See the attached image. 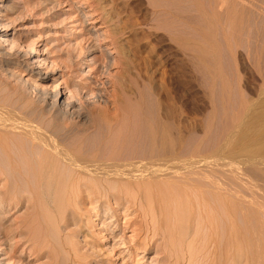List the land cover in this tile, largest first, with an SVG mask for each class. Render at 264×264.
I'll return each instance as SVG.
<instances>
[{
	"label": "bare ground",
	"instance_id": "1",
	"mask_svg": "<svg viewBox=\"0 0 264 264\" xmlns=\"http://www.w3.org/2000/svg\"><path fill=\"white\" fill-rule=\"evenodd\" d=\"M67 1V4L70 3L71 5V3H73V0ZM112 1L113 0H76L74 2V4L80 3L75 9L77 12L76 15L78 16L77 21H79L81 25L87 27V29H85V34L91 33L90 36L93 37L91 40H86L84 42L89 43L87 47L80 46V48H78L77 52L79 54H77L80 55L82 50V54H85V56H87V54L91 55L96 51L100 52L98 57H93V59L95 58L94 60H89L91 63L86 62L90 71H88V75H85V77L79 72L77 67L74 69L75 73L73 76L75 79H78L76 84H78V90L80 91L77 92L78 94L75 91L77 96H79L78 98L73 95L70 96L80 101L81 107H76L74 101H71V103L68 101L67 103H65L66 101L64 103L60 102L62 93L60 88L56 89L58 83L51 92H46L42 89L38 92L39 95L44 96L50 101L49 108L47 109L36 111L34 107L29 110H25V107L23 110L21 109L22 107L14 106L12 100H10L11 103L7 100L8 104L6 105L4 101L0 102V147L3 148L4 151L2 152L1 150V153L4 154L3 160L0 161V209L3 208L4 211L0 212L1 215H3V213H8L11 209H15L24 203L26 206H24L26 211L23 218L19 219L12 228L3 227L1 229L0 239L3 237L14 238V236H18L19 239L13 242L11 248L12 252L14 253L16 250H20L21 253L27 252V254L33 258V254L37 253L40 247L42 248L48 245L46 233L44 235V232L41 231L42 234H38L37 229L34 228L35 225L39 224V219L37 217L43 210L47 209L51 213H54L56 215L55 217L59 218L60 222L63 221L66 223L72 219L74 221L72 224L78 226V221L74 220L76 218L73 216L72 218L70 215H75V210L78 211V206L79 208L82 206V202L84 201L83 196L92 198V201L102 196L105 198L104 200L107 201L108 198L106 199V197L108 195V197H111L116 202L121 201L122 204L130 205L128 207L125 206L128 209L131 206H134V208L136 207L134 211L141 217V220L137 221V229H132V238H138V241L136 239L133 241L142 244V246L137 249L139 250L138 252H144L145 246L148 245L147 238L150 233L152 236H160L164 241L165 239L166 241L170 239L173 241V239L177 240V238H181V241L183 240L186 242V246H184V248L181 246L183 250L181 247L179 248L180 244L176 246L178 249H181L180 252L183 251V256L182 253L181 257L177 255V253H179L177 252L178 249L176 250L177 253L173 251L176 246H173V243L171 244L170 242L168 243V245L170 244L169 247L172 246V248H174H167L169 251H166L172 255L169 256V258L172 257L171 259L174 264H180V262L183 263L185 261H188V264H192V262L195 264L196 261L194 262V258L192 257L194 250L191 244L198 238L197 235L199 230L192 231L193 227L191 228L190 226L191 224L196 226L202 224L209 236L206 241L210 238L209 244L206 247L208 253L207 257H217V255L222 254V252H220L221 249L220 251L217 250L218 245H216V242H218V244L221 242H219L217 237H219V234L220 236L222 234L224 235L222 238L225 237V241L223 242H226L225 244L223 243L224 251L231 254L233 259L231 260L234 261L235 264H243V259L245 262L248 260L250 264H264V209L256 207V205L240 203L238 199L240 197L237 198L236 196L239 193L237 188H240L238 185L241 179L238 178V183H236L237 180H235V183L232 182V180L234 181L235 179L233 174H235V172L237 173L235 170L236 166L233 165V168L235 167L233 169L234 173L226 172L227 175H225V171L228 170L229 167H232L230 165L228 166V164H232L233 162H225L223 158L225 157V160L228 159V157L231 160L234 158L233 161L235 162V157H244V161H247L248 164H255L256 172L258 171V169H256V164L260 165V167L261 165L264 166V96L261 97V95H264V89H262V84L260 86L262 90L259 88L260 92L259 94L257 93V98L254 100L248 99L249 101H245L246 99H244L243 102L244 96L240 95L242 92L240 93L241 89L239 86V90L235 91L237 89L235 88L237 81L233 83L234 80L231 79L233 87L235 88L234 92L231 90L233 94L226 91L227 89H231L230 85L232 84H230V78L227 77L226 79L224 77L226 74L221 72V65L219 67V63L218 65L216 63V61L220 62L218 61V54H216L218 52L213 49L216 53L212 54L210 52L211 48L207 50L204 48H196V46L195 48H188V46L187 48H183L188 51L187 54L190 52L192 54L190 55L191 59L188 64L184 62L187 66L179 64L174 61L175 59H173L174 62L171 61V70L168 76L170 81H167L165 73L159 70L161 68L160 59L157 56H153L154 59L149 61L148 59L150 58L147 59L149 55L147 53V57L143 55L144 48H141V38L136 36V32L134 33L133 24L136 26L135 22L128 27L129 25L126 23L128 20L127 16L125 21L119 18V13H117L116 16L112 14L113 12L111 9H113V7H110L113 6ZM161 1L159 2L161 5H163L164 1L166 2V6L165 4L163 5L166 8L159 7L158 9V7H156V5L159 6L158 3L154 4L156 9H158H155L156 12L154 13H156L159 19L162 18L161 20H163V22H168L171 41L175 42L177 41L178 33H180L178 32L179 24L183 23L189 25V23H191L194 25V23L191 22L192 19L189 16L180 15L179 2H181V0ZM184 1L191 2L192 4V2H196L197 0ZM215 1L217 0H213L214 3ZM219 2L224 3L226 1L219 0ZM229 2L232 7L236 5L235 0ZM158 13H160V15ZM161 13L165 16L164 18H160ZM98 21L104 24V31H93L94 26H87ZM181 42L183 44V41ZM210 53L212 54L211 57ZM215 57L217 58L216 61ZM262 64L264 63H261V65ZM73 65L74 64H72L71 67H73ZM188 65L189 74L187 75L186 73V75L189 76L191 85L197 82V85L202 89L200 92H203V95L210 101L209 103L214 101L213 104H215L216 100H213V96L215 95L216 97L218 94L220 95V100H217L218 102L215 105H209L210 107H208L210 110L208 109V114L204 113L206 116L204 115V119L202 117V122L204 120V132L209 129L211 122L215 123H213L214 127L210 128L211 132L214 128L219 130L215 132L216 134H214V132L209 134L213 136V138L211 137L212 140L210 136L207 137L206 134H201L202 138L196 142V139L200 136V131L203 133L201 129L200 131L198 130L199 133L196 132L199 134H197V137L195 135L196 133H194V142L192 140L194 135H192L191 132L193 130L190 131L187 129V131L183 133L177 125L174 126V121L178 123V118H181L180 116L183 115H181L183 111L181 110V112L173 103L175 96L173 86L177 88L178 86H183L182 82H186V79L184 78V81L182 78L184 76L182 75H185V71H183L185 69L183 68L188 67ZM254 65L256 66V64ZM259 67L260 66H258V68ZM27 69L28 72L35 75L39 80H44L46 78L47 73L36 70L34 65L29 68L27 67ZM262 70L264 72V68ZM198 71L200 75L197 73L195 74V72ZM65 74L69 75V72L67 71ZM261 76L264 77V73ZM227 80L230 82H228L230 85L227 83ZM263 80L262 78V83ZM187 83L188 81L185 84ZM190 83L187 85L190 86ZM215 83H219V90L218 86L215 87ZM35 87L36 86L33 85V88ZM215 89H217L218 92H215ZM226 92L231 95V97L229 95L230 98H227L228 101H226V96H228ZM235 92L236 96L239 95V97L242 96V98L238 97V101L240 102L239 105H235L236 108L230 103L229 109L233 107L235 110L237 109L236 112L232 109V113L230 110L228 111V106L229 99L232 101V96H234L237 101L238 98L234 95ZM70 93L72 94V92ZM81 93H83L84 96H91V103L88 102L90 100L89 97L88 99H83V97L80 96ZM104 97L106 101L100 102V99ZM94 98L95 100H93ZM236 101L234 100V103ZM225 102L227 107H225ZM67 112L68 114H73L79 122L75 123L76 119L75 121L72 120L74 121L73 123L67 121L64 116ZM218 113L223 118L229 116V119L225 120L227 123L224 121V124H222L223 126L225 125L224 127H227L228 130L223 128V126L221 129V125L219 127L221 130L225 129L223 130L225 132H221L222 135L223 133L225 135L227 132L226 136L223 135L224 137L220 136V133H217L221 130L215 127L216 121L218 122L220 118L219 116V118L216 117ZM48 114H50V119L48 121H43V118ZM184 115L182 117H184ZM68 116L71 117V115ZM215 117L218 119L212 121ZM183 122L182 120L181 123ZM183 128L184 127H182V129ZM184 130L186 129L184 128ZM213 134L215 136L217 135L216 137L218 138L214 137ZM11 135H15L21 142H23V139L26 140L30 148L38 149V151L34 149V152L37 154L34 162L30 160V157L33 156L32 149L29 150L28 148L24 150L21 146H17L14 148L13 152L8 150L9 148L7 147H9L10 143L7 144V140ZM203 136H205L207 140L210 138L212 142L207 143V140L202 141ZM220 137L222 138L220 139ZM214 138L218 140H214ZM200 141H202L201 144H204V146L210 144V146L208 145L209 148H207L215 151H206L204 147L205 150H202V153L205 151L207 155L202 154L203 156L198 157L199 154L197 156L195 153L199 151L198 147ZM214 141H217V143ZM213 144L214 146H212ZM186 146H188L189 150L187 152H190V154L188 153L187 155L189 156L186 155V158H182L181 155L183 154L181 153L187 150ZM13 147H15V145ZM12 149L13 148H10V150ZM217 153H219L218 157L220 160L214 157ZM221 153H223V156ZM220 155L222 158H220ZM217 160L223 162L221 164L218 161L220 166H224L225 163H228L226 164L228 169H223L222 167V172H220V168L218 167L217 171H215V173L217 172L218 174L213 175L212 171L215 166L212 168L211 165L213 163H211L210 168L213 169L211 170L212 177L210 173H207V177L204 174L205 176L202 178L200 169H198L199 172L198 170L196 171L198 175H201V179L196 175V171V173H193L195 169L191 168L192 166L199 165L204 168L208 166L209 168V165H204ZM240 160L241 158H239V163ZM218 163L214 162L215 165ZM250 166L254 167V165ZM198 167H196V169ZM184 168L185 170L188 169V173L189 175L191 174V176L186 174L187 180H185L186 178H182L185 182L176 184L175 180H171L170 177L171 175H176V173H178L176 172L177 170H184ZM189 168H191V170L193 169L191 172L194 174L195 179L192 177L193 174L189 172ZM239 169H241V166ZM255 170H253L252 173H254ZM228 171H230V169ZM183 172L187 173V170ZM207 172L209 171L207 170ZM184 173L182 174L180 171L178 174L180 176L181 174L185 176ZM238 173H240V170ZM256 174L257 180L260 175H263L259 177V179H263L264 181V172ZM168 177L170 180L164 179ZM224 177L225 182L231 177L233 186L234 184L235 187L238 186L236 189L231 187L235 192H232L231 189H229L230 192L228 191V188H226L228 184L224 182ZM180 178L177 176L176 181ZM88 179L93 180V182ZM172 179H174V176ZM84 180L90 182H84ZM261 183L264 184L263 182ZM242 184L241 186L243 187ZM259 186L261 185H258L257 188ZM228 187L230 188V186ZM203 191L205 194L209 192V194L207 193L209 197H206ZM197 192H199V194H196ZM232 193L236 195L234 196ZM229 194H231L232 198ZM252 194L256 195L255 191ZM228 196L230 197L229 199ZM41 198V202H43V198L48 199V201L44 199L46 204L36 203L37 200H41ZM180 198H186L187 200L184 199L186 204H184ZM212 202L214 204H212ZM41 205H44L46 208L42 210ZM217 207L221 208L219 217L211 214L213 210L215 211L214 208ZM67 212H69V215H66ZM186 212L189 217L187 216L183 219L184 215L186 216ZM149 216H156L157 219L149 222V220L145 219ZM213 216L218 219L213 218ZM142 234L145 235L142 236L143 238L141 237V240L140 235ZM74 236L75 233L71 232L68 234V237L66 236V238L61 239V246L68 255L66 260L68 264H82L86 262L85 259L89 256L85 254L80 256L77 254L78 251L76 252L71 239ZM139 240L141 241L139 242ZM174 242L176 241L174 240ZM206 244H203L204 248ZM163 246L165 245L163 244ZM198 250L200 249L198 248ZM195 252L198 251L195 250ZM216 252L220 253L218 254ZM207 253L203 255H207ZM228 253L226 255H228ZM228 256L227 258H229ZM199 260H201V257ZM200 264L202 263L200 262Z\"/></svg>",
	"mask_w": 264,
	"mask_h": 264
},
{
	"label": "rangeland",
	"instance_id": "2",
	"mask_svg": "<svg viewBox=\"0 0 264 264\" xmlns=\"http://www.w3.org/2000/svg\"><path fill=\"white\" fill-rule=\"evenodd\" d=\"M66 1L67 0H0V102L4 101V104L6 105L8 104V101L11 103L10 100H12V103L14 106H19L20 108L22 107L21 109L23 110L25 109V107H26L25 110H29L32 107H34L36 111H39L41 109H47L49 108L50 101L47 100L44 96L39 95L38 92H40V89L46 92H51L53 91V89H55V85L58 83V86L56 87V89L60 88L61 93H62L60 102L64 103L66 101L65 103H67L68 101L69 103H71V101L72 102L74 101V104L76 105V107H81L80 101H78L77 99L76 100L73 99V96L77 98L79 97L77 96L78 94L77 92L80 91L78 90V84H76L78 79L77 78L75 79V77L73 76L75 73L74 69L77 67L79 69V72H81L85 77V75H88V71H90L88 69L89 67H87L86 62L91 63V61L89 60L93 59V57H98L100 52L96 51L92 53L91 55L87 54V56H85V54L84 55L82 54L83 52L82 50L80 55H78L79 54L77 52L78 48H80V46L87 47V44L89 43L88 42L84 43V42L86 40H91L93 37L90 36L91 33L85 34V31H86L85 29H87V27L85 25H81L79 21H77L78 16L76 15L77 12L75 11V9L78 5H80V3L74 4L76 0H73V3H71L70 5V3L67 4ZM160 1L159 0H116V1L113 0L112 1L113 6H110V7H113V9H111L113 13L111 12V10L110 12L114 16H116V14L119 13L118 15L121 20H125L127 16L128 20L127 21L125 20V21L129 25L128 27H130V24H133L135 22L136 26H134L133 24L134 33L136 32V36L141 38V48H144L143 55L145 57L149 55V57H147V59L150 58L148 59L149 61L151 59L153 60L154 57L156 56L160 59L161 68L159 67L160 68L159 70L165 73V75L167 76V81H170V79H168L169 78L168 76H169V71L171 70L170 64L172 63L171 61H173V59H175L174 61L178 62L179 64L185 65V66H187L189 60L191 59V56H190L192 55L191 52L189 51L190 53L187 54L188 51H186L183 48H187V46L188 48H195L196 46V48H204L207 50L211 48L210 52L212 54L218 52L216 54H218V61L220 62L216 61L217 59L216 57H215V61L217 65L219 63V67L221 65L220 69L223 70V71L221 70V72H223L226 75H224L223 73L222 74L224 75L226 79L227 77L230 78L229 81L231 83L228 80H227V83L229 82L230 84H232L231 79L234 80L233 83L237 81V83L235 84L236 85L235 88L237 89L235 91L239 90L238 89V86H239V88L241 89L240 93L241 92L243 93V94L241 93L240 95L244 96L243 102H244V99H246L245 101H247L248 99L254 100L255 98L258 97L260 90L264 89V80H263V83L261 82L262 78L264 79V77L261 76L264 73L262 70L264 68V64L261 65V63H264V0H235L236 5H233V7L229 1H234V0H225L226 2L224 3H220L219 0H217L215 1V3L217 4L219 3L218 6L217 4L213 2V0H197L196 1L197 5L195 1H194L195 2V5H194V2H192L191 4V2L181 0V2H179L180 3L179 4L180 15L187 16V17L189 16L192 19L191 22L194 23V25L191 23H189V25L180 23L178 27L179 28L178 32L180 33H178L177 41L175 42L171 41V37H170L171 35H170V29H169L168 22L165 23L163 22V20H161L162 19L161 17L164 18L165 16L161 13V16H160L161 19H159L156 13H154L156 12V10L159 9V7L166 8L163 6L164 4L166 6V2L164 1L163 5H161L159 3ZM157 3L159 5V6L156 5L158 9H156L154 5ZM158 14L160 15V13ZM103 25L104 24L101 23V21H98V22H95L87 26L89 27L94 26L93 31L98 30L97 32H100L102 30L104 31L105 29L104 28L105 26ZM181 41H183V44ZM213 49L216 52H214ZM211 53H210V57L212 56ZM257 61L261 63L259 64ZM184 62H186L187 64ZM72 64H74L73 67H71ZM254 64H256V66ZM33 65L36 67V70H40L41 72L47 73L46 78L44 80H39V78H36L35 75L27 71L28 70L27 67L29 68ZM258 66L260 67L258 68ZM186 68H183L185 69L183 71H185L184 72L185 75L186 73L188 75L189 65ZM67 71L69 72V75L65 74ZM196 73L200 75L199 71L195 72V74ZM185 75H182L184 76L182 78L183 79L185 78L186 82L188 81L187 84H189L190 83L189 76L186 75L185 77ZM185 83L182 82L184 87L181 85V86H178L177 88L175 86L174 88L173 86L174 95H175L173 99V103L175 106H177L176 108H178L180 111L181 110L183 111V112L181 111L182 112L181 115L185 114L184 117H182L183 116L182 115L180 116L181 118H178L179 119L178 123L174 121V126L177 125V127L181 129L180 131L183 133L187 131V129L190 131L193 130L191 132H192V135H194V133L196 132L199 133L201 129L203 130L204 120L202 122V117L203 119L205 118L204 115L208 114L209 112L208 109L214 103V101L212 102L211 100L212 103H209L210 101L203 95V92H200L202 91V89L197 85L198 84L197 82H195L196 84L193 83L194 85L193 84L191 85L190 83V86ZM218 84L215 83V87L218 86V90H219ZM261 84H262V89L260 87ZM33 85H35L36 87L33 88ZM230 87L231 89L229 90L227 89L226 91L231 92V90H233L234 92L235 88L233 87V84L230 85ZM75 91L77 94L75 93ZM70 92H72V94ZM215 92H218L217 89H215ZM226 94L228 93L226 92ZM231 94L233 93L231 92ZM70 95H73L72 98ZM229 95L230 94L226 96V101H228L227 98L229 97ZM234 95L236 96V92ZM237 95H238V92H237ZM80 96H82L83 99L84 98L88 99L89 97L90 100L88 102L91 103L92 101L91 96H84L83 93H81ZM219 96H220L219 94L216 97L215 95L213 96V100L214 99L216 100L215 104L218 102L217 100H220ZM263 96L264 95H261V97ZM236 97L238 98L239 95ZM239 98H242V96H240ZM239 98L237 99V101L234 96H232L231 98L232 101H230L229 99L228 111L230 110V112H232V109L233 111L235 110L236 106L239 105V102H240L238 101ZM233 99L237 102V103L235 102L236 104L234 103ZM93 100H95V98ZM101 101L105 102L106 98L105 97L101 98L100 102ZM230 103L231 105H234L235 108L232 106L233 108L231 107L232 109H229ZM225 107H227L226 102H225ZM68 115H71V117ZM64 116L67 121L72 122V123L76 119V117L73 114H70V113L68 114V112L65 113ZM216 117H218L219 119ZM216 117L212 121H215V119L216 120L218 119V122L220 124L216 121L215 127L219 128L221 125V129H222V126H223L222 124H224L225 120L229 119V116H226L225 118H223L218 113ZM49 119H50V114L46 115L43 118V121H48ZM182 120L184 121L183 123H181ZM77 122L79 121L76 119L75 123ZM213 123L214 122H211V126ZM225 123H227V121H225ZM214 124L212 127L210 126L206 132H204V130H203V133L200 131V136L199 138L196 139L197 140L196 142H198V140L202 138L201 134L203 135L206 134L207 137L210 136L209 135L210 133L214 132V134H216L215 132L219 131L218 129L214 128L212 129L213 130L212 132L210 129L214 127ZM181 126L184 127L186 130H184V128L182 129ZM224 126L223 128L227 129V127H224ZM223 130H221L220 132H217L218 134L220 133V136L222 137L227 135V132L225 133V135L223 133L224 136L221 134ZM198 133L195 134L196 137ZM195 135L192 138L194 142H195ZM216 136L214 135V137ZM211 137L213 138L212 135L210 136V138ZM222 137H220V139ZM210 138L209 140H207V138L205 139V136H203L202 141L207 140L206 141L207 143L212 142L211 141L212 138L211 140ZM216 138H214V140H218ZM202 141H200L199 143V147H198L199 151H197L198 153H195V155L197 156L199 154L198 157L203 156L205 154L207 155L205 151H204L205 153L204 152L202 153V150H205V149L206 151L212 150V149L211 150L208 149L209 148L208 145L210 146V144H208L207 146H204V144L203 145L201 144ZM214 142L217 143V141H214ZM8 143L10 144H9V147L7 148H9L8 150L11 152H13L14 148H16L17 146H21L22 149L24 150L28 148L29 150L32 149L33 156L30 157V160L34 162V160L36 159L37 154L34 152V149L36 151H38V149L30 148V145H28L26 140L23 139V142H21L18 138H16L15 135H11L7 140V144ZM14 145L15 147H13ZM188 146H186L187 150L181 153L183 154L181 155L182 158H186L187 156H189L187 155L188 153L190 154V152H187L189 150ZM212 146H214V144ZM10 148H13V149L10 150ZM200 149H201V155H200ZM1 150L2 152H4L3 148L0 147V156H1L0 161L3 160V154H4V153H1ZM212 151L214 152L215 150H212ZM221 154L223 156V153ZM218 155L219 153L215 154L214 157H217L219 159ZM222 156L220 155V158H222ZM223 158L225 162L232 161L233 163L232 164L225 163L224 166H220L219 163L222 164L223 162H220L219 161L220 159H219L217 161H214L217 163L219 161L218 163L219 166H218V164L215 165L214 162H210L209 164L204 165V166L209 165V168L208 166L205 167L209 172H207V170L202 166L194 165L191 167L195 169L193 173H196L197 172L196 170L200 169L202 178H204L205 175L207 177L209 173L211 174L210 176L212 177L213 175L218 174L217 172L215 173L218 167L220 168L219 171L222 172L221 171L222 167L223 169L224 168L228 169L226 164H228V166L229 165L236 166L235 170L237 171V173L235 172V174H233L234 173L233 169L235 167L233 168L232 166V167H229L230 171H228L229 169L225 171V175H227L226 172L228 173L231 172L233 174V177L235 178V179L233 178L234 181L232 180V182L235 183V180H237L236 183H238L239 179H241L243 184L241 181H239L238 186H240V188L238 186L235 187V184L233 186V183L231 182V177H229L230 179L226 178L228 179L226 182L228 186H230V188L228 186H226V188H228V191H229L231 187H234L235 189L238 187L237 191L239 193L238 192L237 193L239 194V196L237 194L236 197L237 198L240 197L238 199L240 200L241 204L256 205V207L264 209V204H260V203H264L263 201L264 200V190H263L264 184L261 183V182L264 183V181L263 179H259V177H262L263 175H260L258 177V180L256 176L257 175L256 173L261 174L264 172L263 170L264 166L261 165L262 167L261 168L260 165L256 164V169H258V171L256 172L255 164L253 163L248 164L247 161H244L243 159L244 157H239L241 158L240 163H239V158L237 157H235V162L233 161L234 158H232V160L229 159V157H228L229 160L228 159L225 160V157ZM237 162L239 163V165ZM211 163H213L211 165L212 168L215 166V168H213L214 170L210 168ZM250 165L252 166L254 165V167H251ZM240 166H241V169H239ZM196 167L198 168L196 169ZM191 168H189L190 173H192L191 171L193 170V169L191 170ZM252 168L253 170H255L256 173L255 172L252 173L253 171ZM186 170H187V173H184L183 171H186ZM186 170L185 168L184 170L180 169L182 174L184 173L186 177L182 176V174L180 176L178 174L180 171L177 170L176 172L178 173H176L175 175L174 174L175 172H174L173 173L174 175H171L170 179L173 181L175 180L176 184H181L182 182H185V180H187L186 174L189 175L188 169ZM211 170H213L212 171L213 175L211 173ZM239 170H240L241 175L240 173H238ZM198 172L196 173V175H198ZM173 176H174V179H172ZM177 176L178 178L180 177L181 178L176 181ZM189 176H191V174ZM192 177L193 179H195L194 174ZM198 177H200L201 179L200 174L198 175ZM182 178L184 179L186 178V179L184 180ZM164 179L168 180L169 177L164 178ZM88 180H91V179H88ZM84 182H88V181L84 180ZM91 182H93V180H91ZM224 182H225V177H224ZM241 184L243 185V187L241 186ZM258 185H261V186L257 188ZM233 190L234 189H231L232 192H235ZM254 191L256 195L252 194L254 193ZM199 192H197L196 194H199ZM207 193L209 194V192ZM207 193L205 194L204 192L206 197L208 196ZM232 194L234 196L236 195L235 193H232ZM229 195L231 197V194ZM230 197L228 196V199ZM83 198H84V201L82 202V206H80V208L78 206V211L75 210L76 214L70 215L71 217L73 216L74 218H76L74 220L78 221V226H76L75 224H72L74 223L72 219L67 221L66 223L61 221L62 222L61 223L59 218L55 217L56 215L54 213H51L47 209H45L46 211L43 210L46 207L44 205H41L42 206L41 209L43 211L38 215L37 218L39 219V222H38L39 224L35 225L34 228L37 229L38 234L39 233L42 234V232H44V235H45L46 233L47 235L46 240L48 239V243H47L48 245H45L42 248L40 247L39 250L37 249L38 250L37 253H34L33 258H31L32 256H29L27 252L21 253L20 250H16L14 253L12 252L11 248L13 246V242L19 239L18 236H14V238L3 237L0 239V264H66L68 255L61 246V239L66 238V236L68 237V234H70L71 232L75 233V236L71 239H72L73 246L76 249V252L78 251L77 254L80 256L82 254L89 256L85 259L86 262H83L82 264H174L171 259L172 257L169 258V256H172V255H170L168 252L169 250L167 248L170 246V244L168 245V243L170 242L171 244L173 243L172 244L173 246L174 245L178 246V244H180L179 248L181 246H183V248L184 246H186V242L183 240L181 241L180 240L181 238L180 239L177 238V240L173 239V241L171 239H170L171 241L170 240L166 241L165 239L164 241L160 238V236L159 237L157 235L152 236L150 233L148 234V238H147L148 245L145 246L144 252H138L139 250L137 249H139L142 246V244L134 242L135 239L138 241V238H132L133 236L132 229L136 230L137 221L141 220L140 219L141 217L137 214L136 211H134L136 207L134 208V206L133 207L131 206L128 209L126 207L130 205L122 204L121 201H118L119 202L118 203L111 197H108V195L106 199L107 198L108 199L110 198V199L109 200L107 199V201L104 200L105 198L102 196L101 198H99L100 200L98 198L95 199L96 201L94 199L92 201V198H87L85 196H83ZM44 199L46 198H43V202H41L42 198L41 200L38 199L36 203L46 204V202H44ZM180 199L184 204H186V202L184 201V199L186 198H180ZM45 201H48V199H46ZM212 204L214 203L212 202ZM24 206H25V203L23 205L18 206L15 209H11L8 213H3V215H1V212H3L4 210L3 208L0 209L1 211L0 212V232H2L1 229L3 227L12 228L19 221V219L24 217L25 211H26L25 210L26 206L25 207ZM214 209L215 211L213 210L211 214L216 217H219L221 208L217 207ZM218 209H219V212H218ZM187 212H186V216L184 215L183 219H185V217L187 216L189 217ZM221 213H222V210H221ZM66 215H69V212H67ZM214 216L213 218L218 219ZM149 217L145 218L149 220V222H152L157 219L156 216H151L150 219ZM195 226L196 225L194 224H191L190 226L191 228L193 227L192 231L199 230L198 235H197L198 238L193 242V244H191L194 250L192 257L194 258V262L196 261L195 264H200V262L202 264L204 263L205 264L206 263L207 264H235L234 261H232L233 259H232L231 254L224 251V244L226 242H223L225 241L224 240L225 237L222 238V236H224L222 234L221 236L219 234V237H217V239H219V242L221 241L220 242L221 244L220 243L218 244V242H216V245H218L217 250L220 251L221 249L220 252H222V254L221 255L216 254L217 257L213 255H212L213 257L211 256L207 257L208 253L206 251L207 250L206 247L209 244L208 242L210 241V238H208V241H206L207 237L209 236L202 224L200 225L198 224L196 227ZM83 235H84V238H83ZM144 235L145 234L140 235V238ZM141 240H139V242ZM174 240L176 242H174ZM181 242L183 245L181 244ZM162 243L165 246H163ZM129 244H130V247H129ZM203 244L204 245L206 244L205 248ZM177 246L173 251L176 252V250L178 249ZM169 248H172V246ZM198 248L200 250H198ZM178 250L177 252L179 253L176 252L177 255L181 257V253H182V256H183V251L180 252L181 249H178ZM195 250L198 252H195ZM220 252H216V253L219 254ZM206 253L207 255H203ZM227 253L229 256L226 255ZM194 254H195V257H194ZM224 256L226 258L228 256L229 258L226 259ZM200 257L203 262L199 260ZM205 259H206V262H205ZM242 262L243 264H250L248 260H246L245 262V260L243 259ZM180 264H188V261H185L183 263L180 262Z\"/></svg>",
	"mask_w": 264,
	"mask_h": 264
}]
</instances>
